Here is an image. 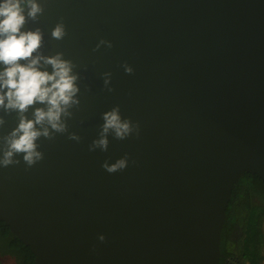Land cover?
<instances>
[{
	"label": "water",
	"instance_id": "water-1",
	"mask_svg": "<svg viewBox=\"0 0 264 264\" xmlns=\"http://www.w3.org/2000/svg\"><path fill=\"white\" fill-rule=\"evenodd\" d=\"M40 3L24 28L72 63L78 102L39 160L0 167V222L33 264H218L232 191L264 181V0ZM114 107L131 131L101 148ZM18 120L0 107V148Z\"/></svg>",
	"mask_w": 264,
	"mask_h": 264
},
{
	"label": "clouds",
	"instance_id": "clouds-1",
	"mask_svg": "<svg viewBox=\"0 0 264 264\" xmlns=\"http://www.w3.org/2000/svg\"><path fill=\"white\" fill-rule=\"evenodd\" d=\"M42 11L40 0H0V107L19 113L16 127L5 137L6 147L0 148V167L14 163L13 157L19 153L29 165L39 160L42 153L37 150L36 139L41 135L49 136V128L63 131L62 117L69 115L68 107L78 102L75 95L78 92L77 75L72 71V63L63 59L60 53L53 56L40 54V30L24 28L28 18L36 19ZM52 35L62 37L63 25L58 23ZM21 60L25 62L21 63ZM43 65H50L51 71ZM126 71L131 69L126 68ZM35 103L43 107H35L32 118H27L23 113ZM102 115L101 135L93 144L105 148L109 129L123 138L131 127L127 119L121 118L118 108ZM125 164L126 160L121 158L104 167L115 171Z\"/></svg>",
	"mask_w": 264,
	"mask_h": 264
},
{
	"label": "trees",
	"instance_id": "trees-1",
	"mask_svg": "<svg viewBox=\"0 0 264 264\" xmlns=\"http://www.w3.org/2000/svg\"><path fill=\"white\" fill-rule=\"evenodd\" d=\"M264 181L245 174L232 191L218 264H264ZM34 256L0 222V264H33Z\"/></svg>",
	"mask_w": 264,
	"mask_h": 264
},
{
	"label": "rangeland",
	"instance_id": "rangeland-1",
	"mask_svg": "<svg viewBox=\"0 0 264 264\" xmlns=\"http://www.w3.org/2000/svg\"><path fill=\"white\" fill-rule=\"evenodd\" d=\"M263 233H264V226H263Z\"/></svg>",
	"mask_w": 264,
	"mask_h": 264
}]
</instances>
